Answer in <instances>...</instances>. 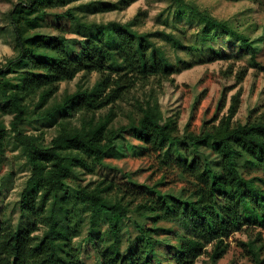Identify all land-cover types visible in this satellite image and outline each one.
<instances>
[{
    "label": "trees",
    "instance_id": "obj_1",
    "mask_svg": "<svg viewBox=\"0 0 264 264\" xmlns=\"http://www.w3.org/2000/svg\"><path fill=\"white\" fill-rule=\"evenodd\" d=\"M70 1L74 0H22L11 11L19 52L6 68H0V76L5 78L0 94L4 105H10L14 112L12 125L32 166L19 200L22 213L30 221L17 225L0 222V264H87L86 247L75 240L81 234L83 211L90 213L92 227L103 221L109 225L112 239L103 245L89 236L98 264H194L209 245L210 259L216 262L227 253L228 239L234 232L248 231V223L264 226V118L233 120L240 104L237 94L229 113L219 123L204 122L200 133L188 129L181 133L175 116H167L157 99L141 104L140 112L130 115L128 123L113 125L115 104L135 85V79L167 77L178 68L152 39L151 32L135 28L138 14L126 22H86L71 9L54 13L58 18L77 19L90 32L84 39H71L64 32L33 30L43 25L49 6ZM132 1L119 0L112 5L125 8ZM175 1L179 8L194 13L206 31H222L240 40L251 53V62L257 64L258 46L246 31L192 0ZM167 35L175 46L182 45L179 38ZM12 71H20L17 82L6 79ZM81 71L101 75L92 87L78 86L50 103L60 82L72 80ZM30 99H37L36 108L44 109L41 115L50 117L60 112L64 117L49 145L39 136L20 130ZM110 105L108 112L97 114ZM69 111L80 113L81 123L67 118L72 115ZM125 131L140 140L144 150L174 167L184 183L181 188L162 190L158 187L166 183L162 178L134 206L132 199L125 202L124 195L119 196L115 180L105 177L73 195L66 186L72 172L78 167L91 172L106 163V153ZM5 135L6 126L0 120V156ZM170 145L180 148V157L165 156ZM131 210L152 219V223L138 225L140 239L124 249L119 227ZM161 221L171 227L166 228ZM41 227L43 231L38 232ZM160 230H174L175 241L160 238ZM249 235L250 240L242 245L248 247L255 264H264L263 235Z\"/></svg>",
    "mask_w": 264,
    "mask_h": 264
},
{
    "label": "rangeland",
    "instance_id": "obj_2",
    "mask_svg": "<svg viewBox=\"0 0 264 264\" xmlns=\"http://www.w3.org/2000/svg\"><path fill=\"white\" fill-rule=\"evenodd\" d=\"M21 1L0 0V68H4L19 52L11 11ZM117 1L119 0H74L58 3L47 8L43 25L33 29L47 34L64 32L71 39H84L90 32L84 29L77 19L64 16L58 18L54 13L71 9L77 17L86 22H126L138 14L139 23L135 28L142 32H151L152 39L165 51L178 71L167 77L153 75L135 79V85L115 104L114 111L117 116L113 125L128 123L130 115L140 112L141 104L157 99L167 116H175L181 133L186 129L200 133L204 122L219 123L221 118L229 113L233 96L237 94L240 104L233 120L244 121L250 116L252 119L264 118V0H192L215 16L229 20L239 30L246 31L258 46L257 64L251 62V53L240 40L222 31H206L204 23L189 9L179 8L175 0H133L125 8L114 7L112 4ZM168 33L179 38L182 45L175 46L172 39L168 38ZM243 72L246 74L240 80V74ZM100 75L98 71H81L72 80L60 82L59 89L50 103L60 99L67 91L76 90L78 86L92 87ZM6 79L9 82H17L20 79V71L7 73ZM4 81L5 78L0 76V83ZM36 100L30 99V108L25 121L20 125V130L39 136L44 145H49L58 133L59 122L64 117L60 112H55L50 117L41 115L44 109L36 108ZM111 106L98 110L97 114L108 112ZM69 116L67 118L74 124L81 123L80 113ZM13 118L14 112L11 111L10 105H4L0 94V120L6 126L5 148L0 156V222L17 225L30 221L29 217L22 213L19 200L32 174V166L12 125ZM141 146V141L129 131L120 133L115 145L106 153V163L98 165L91 172L81 167L76 168L66 180L67 188L73 195H77L81 187H93L102 178L107 177L117 183L115 190L119 192V196L124 195L125 202L132 199L134 206L143 196H147L162 178L166 183L159 185V188L179 190L184 183L174 167L162 161L156 153L144 150ZM165 153L166 157L181 156L177 145H170ZM151 223L152 219L141 217L131 210L120 222L118 236L122 247L125 249L129 243H136L140 239L138 225L150 226ZM161 223L166 228L171 227L169 222ZM248 226V231H237L229 237L230 247L219 260L213 262L210 259L209 251L212 245H209L207 252L194 264H255L253 255L242 242L250 240L249 232L254 234V238L259 233L264 238V226L254 223H248ZM80 230L81 234L75 240L86 247L84 256L87 264H98L99 258L95 247L89 242V236L92 234L102 245L106 239H112V236L108 235V222L103 221L94 228L90 223V213L83 211ZM42 231L43 227L38 232ZM158 235L166 242H174L176 238L174 230H160ZM164 244H160L161 251L165 250Z\"/></svg>",
    "mask_w": 264,
    "mask_h": 264
}]
</instances>
